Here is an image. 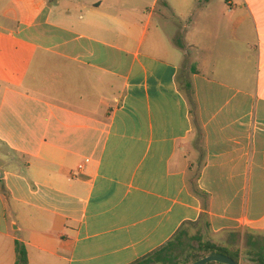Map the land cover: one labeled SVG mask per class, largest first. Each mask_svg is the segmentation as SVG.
Instances as JSON below:
<instances>
[{
  "label": "crops",
  "instance_id": "crops-1",
  "mask_svg": "<svg viewBox=\"0 0 264 264\" xmlns=\"http://www.w3.org/2000/svg\"><path fill=\"white\" fill-rule=\"evenodd\" d=\"M190 227L264 255V0H0V264Z\"/></svg>",
  "mask_w": 264,
  "mask_h": 264
},
{
  "label": "trees",
  "instance_id": "trees-1",
  "mask_svg": "<svg viewBox=\"0 0 264 264\" xmlns=\"http://www.w3.org/2000/svg\"><path fill=\"white\" fill-rule=\"evenodd\" d=\"M187 238H189L187 229H180L174 238H172V240H170L166 245L137 264H192L201 257L210 253L225 254L232 257L234 260L239 261L238 254H233L226 247H223L209 239H202L201 237L196 236L199 243L197 248H194L186 242ZM254 261L257 264H264V255H259ZM15 264H28L27 251L19 241L16 242ZM209 264L219 263L212 262Z\"/></svg>",
  "mask_w": 264,
  "mask_h": 264
},
{
  "label": "water",
  "instance_id": "water-1",
  "mask_svg": "<svg viewBox=\"0 0 264 264\" xmlns=\"http://www.w3.org/2000/svg\"><path fill=\"white\" fill-rule=\"evenodd\" d=\"M219 263V264H241L239 261L234 260L232 257L221 254V253H210L201 257L192 264H209V263Z\"/></svg>",
  "mask_w": 264,
  "mask_h": 264
},
{
  "label": "rangeland",
  "instance_id": "rangeland-1",
  "mask_svg": "<svg viewBox=\"0 0 264 264\" xmlns=\"http://www.w3.org/2000/svg\"><path fill=\"white\" fill-rule=\"evenodd\" d=\"M206 1L207 0H200V2L202 4L206 3ZM176 23L178 24L176 29L178 31H182V25L178 21H176ZM187 231L189 234V238L186 239V242H188L194 248H197L198 243H199L198 239H196V236H199L202 239H207V237H208L207 233H205L204 230H199V228H197V227H190L187 229Z\"/></svg>",
  "mask_w": 264,
  "mask_h": 264
}]
</instances>
